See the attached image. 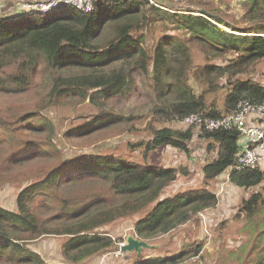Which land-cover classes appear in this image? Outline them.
Returning a JSON list of instances; mask_svg holds the SVG:
<instances>
[{
	"label": "trees",
	"instance_id": "obj_1",
	"mask_svg": "<svg viewBox=\"0 0 264 264\" xmlns=\"http://www.w3.org/2000/svg\"><path fill=\"white\" fill-rule=\"evenodd\" d=\"M166 8L150 0H99L90 12L66 5L50 12L0 16V91L24 97L0 102V176L12 182L14 171L34 158L43 159L30 167L35 180L18 193L16 207L0 204V264L7 259L58 264L29 246L30 240L50 233L67 236L63 264L116 254L123 237L118 240L108 228L122 218L132 217L134 233L150 240L217 204V194L207 186L162 198L181 170L188 173L189 168L150 164L149 155L166 146L189 155L198 136V146L205 144L214 154L203 166L205 184L236 162L241 147L237 129H197L179 121L191 113L221 116L235 111L243 99L264 102V84L253 76L264 61V21L240 26L203 10L196 14L194 8ZM247 10L251 20H264V0H249ZM159 27L165 30L156 37ZM194 45L204 62H196ZM40 75L42 87L37 83ZM141 75L149 79L144 88L150 104L144 112L127 114L117 102L133 95ZM219 88L226 91L223 104L209 103L208 93ZM87 100L93 106L76 114L82 120L62 137L86 149L62 157L58 128L47 111ZM145 118H150L143 129L147 135L129 141L132 149H144L143 160L117 152L115 145L111 151L90 150L99 138L106 139L107 131L125 126L117 134L128 133ZM231 182L245 188L260 185L264 168L234 171ZM82 183L85 191L78 190ZM36 195L51 202L45 212L53 215L44 218L36 211ZM263 200L261 191L253 192L242 200L241 213L252 217ZM53 206L59 207L57 213ZM201 250L200 242L166 255L134 251V259L116 262L181 264Z\"/></svg>",
	"mask_w": 264,
	"mask_h": 264
},
{
	"label": "rangeland",
	"instance_id": "obj_2",
	"mask_svg": "<svg viewBox=\"0 0 264 264\" xmlns=\"http://www.w3.org/2000/svg\"><path fill=\"white\" fill-rule=\"evenodd\" d=\"M155 3L167 7L166 9L171 11L187 12L188 8L196 9L193 13L202 14L201 10L206 13H213L214 15H220L231 23L237 25H251L256 23H261L264 20L262 18L256 17V19L251 20L248 14L249 0H153ZM0 0V5L2 4ZM151 2V1H150ZM152 3V2H151ZM25 5H23L24 7ZM3 8V9H2ZM0 7V13L2 14H12L10 13L13 9L9 10L7 6ZM8 9V10H7ZM207 11H206V10ZM210 15V14H209ZM215 22L216 20L213 19ZM223 24V25H221ZM220 26L231 31V27L224 23H220ZM165 29L159 27L155 30L156 37L160 35ZM174 32V31H173ZM183 36L186 34L182 33ZM196 62H204L203 55L199 53V47L194 45L193 47ZM253 76L259 79L264 84V61L261 62L256 69ZM138 83L140 84L138 89L133 93L131 97L127 100H118V108L123 112L129 114L132 112H144L147 110L150 104L149 98L146 94L144 88L145 83H147L145 76H138ZM37 83L39 87H42L43 77L40 75L37 77ZM200 88V87H199ZM201 89V88H200ZM31 92H34V88H31ZM225 90L219 88L215 92L208 93L209 103L217 102L218 104H223ZM23 96H10L6 93L0 91V102L9 103V99H14L16 101L22 100ZM93 105L87 100L85 103H78L76 106L59 105L52 106L47 111L48 115L53 119L57 128L59 140L62 143V157H71L73 154H77L84 149L86 146H81L74 143L64 142L62 137L66 129L80 122L81 118H75V115L88 111ZM147 107V108H146ZM150 118H145V120L137 122V129H131L128 133H120L125 130V126H121L116 130H109L106 132L107 138H99L101 142H96L89 146L92 151H111L114 148L119 153H122L131 158H137L139 160L144 159V149L142 147H137L135 150L129 145V141H139L145 135H147L143 129L148 125V120ZM166 124V123H165ZM164 124V125H165ZM61 137V138H60ZM102 137V136H101ZM103 139V141H102ZM198 136L192 145V152L188 155L186 152H179L177 149L166 146L163 148H158L152 151L149 155V163H155L157 165L169 166L177 165L181 169L187 166L189 172L181 170L179 177L174 180L169 187L167 193H176L181 189L186 188H198L200 186H209L210 189L216 191L217 196L220 195V200L216 206L212 207L213 213L210 220L207 222L202 219H193L186 224H181L176 228L172 229L168 233L162 234L156 238L148 240L154 246L151 248L143 249L142 251L145 255H166L170 254L178 249H182L187 245H198L200 242L202 244V250L200 251V257L194 258L195 255L191 256L186 261L181 264H257L264 260V200L260 202L259 209L254 213L252 217L247 216L245 213H241L242 200L252 194L255 191H261L264 194V182L260 185L244 188L234 184L233 182H228L225 184V188H220L218 182H222L225 178L224 176L218 177L216 180H211L208 184L204 183L203 174L201 169L203 165L208 162L213 153L207 151L205 144L198 146ZM99 140V141H100ZM36 161V162H35ZM43 161L42 157H38L37 160L34 158L30 161V166L28 163L25 164L23 169L14 171L10 176L14 178L11 181L2 179L0 176V204L7 208L16 207V198L18 193L26 185L30 184V181H34V171L30 167H34L33 162L38 163ZM45 164V163H43ZM41 164V165H43ZM28 167V168H27ZM40 167V166H39ZM1 175V174H0ZM8 179V178H7ZM86 183V182H85ZM85 183L79 185L81 191H85ZM89 185L92 184L91 181L88 182ZM233 183V184H232ZM88 185V186H89ZM97 187H100L98 184ZM220 189V190H219ZM222 192V193H221ZM34 199V208L39 210V213L44 218H48L51 212H45L50 210L51 202H45L43 199L36 195ZM219 209V210H218ZM42 210V211H40ZM52 212L57 213L59 207H52ZM218 210V211H217ZM241 213V214H239ZM53 215V214H51ZM57 216V214H55ZM68 216V215H66ZM63 216V219L67 218ZM58 217V216H57ZM132 217L122 218L112 224L108 228L109 233L116 237L118 240L123 237L116 244L120 250V242L126 240V236L129 232H133ZM207 226V227H205ZM56 227V226H53ZM67 236L61 234H43L42 236L32 239L29 241V246L36 251H38L43 257L51 261L52 263L63 264L60 260L61 251L63 248L64 241ZM118 253H107L106 255L99 256L90 255L87 260L81 261L78 264H118V258L123 262L124 259H134L136 253L133 252H119ZM141 251V252H142ZM126 257V258H125ZM139 257V256H137ZM142 259V256L139 257ZM119 263H121L119 261ZM1 264H3L1 262ZM5 264H15L9 259L5 261ZM17 264H29L24 260L17 262Z\"/></svg>",
	"mask_w": 264,
	"mask_h": 264
},
{
	"label": "built area",
	"instance_id": "obj_3",
	"mask_svg": "<svg viewBox=\"0 0 264 264\" xmlns=\"http://www.w3.org/2000/svg\"><path fill=\"white\" fill-rule=\"evenodd\" d=\"M99 0H37L25 4V12L34 11L50 12L66 5L77 7L84 12L95 9ZM153 4V0H150ZM166 8L163 5H159ZM181 126H195L197 129H237L240 132V150L236 162L225 171L222 176L221 189L231 181L234 171L264 168V102L253 103L243 99L238 103L235 111L225 113L218 117L204 116L199 113H191L179 121ZM203 213V212H200ZM124 241L120 242V246ZM119 252H121L119 250ZM122 253V252H121ZM200 254L194 256L199 258Z\"/></svg>",
	"mask_w": 264,
	"mask_h": 264
},
{
	"label": "crops",
	"instance_id": "obj_4",
	"mask_svg": "<svg viewBox=\"0 0 264 264\" xmlns=\"http://www.w3.org/2000/svg\"><path fill=\"white\" fill-rule=\"evenodd\" d=\"M3 2H2V4L0 5V7L2 8V7H4V6H7V8L9 9V10H11V9H13L10 13H12V14H2V13H0V16L1 15H7V16H14V15H17V14H19V13H24L25 12V7H23V5H25L26 3H31V2H33V1H37V0H2ZM3 9V8H2ZM7 9V10H8ZM174 148V147H173ZM176 149V148H175ZM177 151H179V152H182V151H180V150H177ZM152 164H155V163H152ZM160 165V164H159ZM169 166H177V165H169ZM204 166V165H203ZM178 167V166H177ZM201 172H202V174H203V167H202V169H201ZM180 174V173H179ZM216 180V179H215ZM231 182V181H230ZM219 183V185H220V188H221V182H218ZM172 184V183H171ZM171 184L167 187V188H165L164 189V191H163V195H162V198H164L165 196H170V195H174L175 193H167V192H169L168 191V189H169V187L171 186ZM227 184V183H226ZM233 184V183H232ZM208 188H209V186H208ZM223 188H225V185H224V187ZM245 188V187H244ZM183 190H185V189H181V190H179L178 192H180V191H183ZM220 190V189H219ZM211 191H213L212 189H211ZM215 193H216V191H214ZM177 193V192H176ZM222 193V192H221ZM219 200H220V195H218V202H219ZM217 202V203H218ZM217 205V204H216ZM216 205H214V206H216ZM212 207L213 206H210V207H206V208H204V209H202L200 212H203V213H200L199 212V214H198V218L200 219V221L202 222V219L204 218V221L205 222H207L208 220H210V218H211V215H212V213H213V210H212ZM219 210V209H218ZM217 210V211H218ZM189 222V221H188ZM188 222H186V223H188ZM186 223H184V224H186ZM134 223H132V224H130L131 226H132V228H134V225H133ZM183 224V225H184ZM205 227H207V226H205ZM168 233V232H167ZM162 234H165V233H162ZM161 234V235H162ZM156 237H158V236H156ZM156 237H154V238H156ZM153 238V239H154ZM152 239V238H151ZM147 240V239H146ZM149 248H151V247H149ZM146 249V248H145ZM147 250V249H146ZM200 254V253H199Z\"/></svg>",
	"mask_w": 264,
	"mask_h": 264
},
{
	"label": "water",
	"instance_id": "obj_5",
	"mask_svg": "<svg viewBox=\"0 0 264 264\" xmlns=\"http://www.w3.org/2000/svg\"><path fill=\"white\" fill-rule=\"evenodd\" d=\"M236 33H238V32H236ZM154 246H158V244L157 245L151 244L148 240L138 237L134 233V231L133 232L131 231L126 236V240L121 244L120 251L121 252H128V253L136 251L138 253H141V251L143 249L149 248V247H154Z\"/></svg>",
	"mask_w": 264,
	"mask_h": 264
},
{
	"label": "clouds",
	"instance_id": "obj_6",
	"mask_svg": "<svg viewBox=\"0 0 264 264\" xmlns=\"http://www.w3.org/2000/svg\"><path fill=\"white\" fill-rule=\"evenodd\" d=\"M217 23V22H216ZM133 231H134V229H133ZM143 239V238H142Z\"/></svg>",
	"mask_w": 264,
	"mask_h": 264
}]
</instances>
